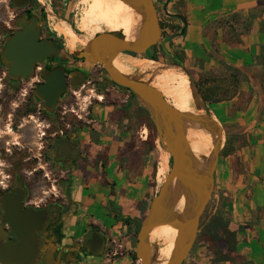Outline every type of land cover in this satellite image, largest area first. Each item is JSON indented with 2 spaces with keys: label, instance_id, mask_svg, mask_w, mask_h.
Listing matches in <instances>:
<instances>
[{
  "label": "crops",
  "instance_id": "obj_1",
  "mask_svg": "<svg viewBox=\"0 0 264 264\" xmlns=\"http://www.w3.org/2000/svg\"><path fill=\"white\" fill-rule=\"evenodd\" d=\"M181 2L184 11L175 14L183 15L188 21L183 36L187 66L234 90L232 95H222L218 102L207 104L224 128L225 143L227 136L230 137L235 149L219 161L215 180L229 219L243 229L239 232L234 260L213 263V255L206 247L197 245L185 264H264V0ZM138 106L141 107L130 101L127 116L120 115V108H103L105 114L116 112L114 124L96 128L97 145L93 147L99 155L104 148L108 150L107 176L113 183L111 199L117 213L131 219L136 217L137 205L148 190L152 161L147 137L140 135L144 124H139ZM96 109L100 111V107ZM157 152L159 159L158 147ZM97 174H102L99 165ZM157 184L159 188L158 180ZM94 185L96 201L90 208L82 206L80 213L84 216L91 210L105 219V213L110 211L100 208L105 203L104 192L99 181ZM75 188L79 191L77 199L85 198L82 181ZM113 215L107 219L111 226L109 237L112 241H120L121 237L124 245H131L135 224L128 230ZM87 264L99 262L92 256Z\"/></svg>",
  "mask_w": 264,
  "mask_h": 264
},
{
  "label": "water",
  "instance_id": "obj_2",
  "mask_svg": "<svg viewBox=\"0 0 264 264\" xmlns=\"http://www.w3.org/2000/svg\"><path fill=\"white\" fill-rule=\"evenodd\" d=\"M141 18L138 33L128 40L122 32H103L86 42L85 47L74 55L75 61H86L104 68L110 80L131 91L138 103L150 115L155 126L158 148L164 149L171 158V169L167 172L157 194L151 201L149 212L137 234L136 256L138 264H157L156 247L152 243V233L162 226L177 230L172 255L166 264H183L190 255L199 233L202 215L209 203L215 187V173L220 153L225 144V131L218 119L211 113L209 105L196 84V80L185 67L184 61L174 59L177 64L160 65L148 78L119 71L115 63L121 55L133 52L141 55L158 44L162 38L159 14L154 0H123ZM172 0H166L163 10L166 15L181 20L180 33L166 37L163 51L172 57L167 44L177 37H183L188 27L187 19L181 14H172L168 7ZM25 3L17 4L19 7ZM49 20L65 22L55 12L46 10ZM19 30L5 39L1 62L9 68L11 80L28 79L35 64H44L60 52L50 40L41 39L40 19L26 13L18 22ZM72 27L73 30L74 27ZM68 62V58H64ZM176 69L189 82L195 104V112L185 114L176 109L164 94L154 86L153 81L164 71ZM68 74L71 86L83 85L87 74L79 69L56 68L50 66L41 73V83L35 87V98L44 103L52 113L68 91ZM193 123L198 131L210 134L213 144L210 152L196 159L188 138L187 123ZM168 156V159H169ZM7 223L17 235L18 241L0 249V264H35L38 249L34 239L35 231L44 218L32 210L6 202ZM104 239L92 233L84 240V245L93 249L94 256L104 251Z\"/></svg>",
  "mask_w": 264,
  "mask_h": 264
},
{
  "label": "rangeland",
  "instance_id": "obj_3",
  "mask_svg": "<svg viewBox=\"0 0 264 264\" xmlns=\"http://www.w3.org/2000/svg\"><path fill=\"white\" fill-rule=\"evenodd\" d=\"M98 1L100 0H93L92 4L95 5ZM101 1L104 3L102 4L99 13L102 11L105 4V0ZM154 1L158 10L160 21L166 24L165 30H163L162 38L157 44L161 46L164 37L173 33V31L176 30V25L182 27L183 24L181 21L175 19V17L165 14L163 5L166 0ZM9 2L10 0H0V50H4L5 39L12 35L13 31L16 29V23L18 21V13L7 7ZM38 6L39 7L37 8L36 13L43 17L44 28L57 33V36L62 39L65 47L64 54L66 58H68L73 64L71 69L77 68L89 76L88 82L84 83L82 86L74 88L69 94L64 95L54 112L49 113L45 109L44 103L42 101H38L35 97L26 98L24 96L26 92L35 89V82L37 81V78L39 79V77L36 76V73H38L39 70L36 71L35 75L28 79H24V81L20 84H12L11 81H18H13L11 79V81H9L7 66L3 65L5 68L2 70V73H0V161L5 162L9 166L0 167V173L3 174L0 175V181L7 180L9 176H11L14 172H17L18 174L25 176L30 183L31 179L34 180L32 185L38 189L37 191H40L43 190L41 188H45V177L40 172V167L43 166V163H40L37 157H39V153L41 152V137L44 131H48L49 133L53 134L55 130L66 128L68 124L71 125L76 122L78 123V119L75 116V113L72 111H78L81 113L87 110L89 107H100L107 110H110L111 108H121V112H119L120 115L127 116L128 112H130V101L132 100L129 91L114 86V88L110 90L111 92H108V96H106L104 100H100L101 96L103 95L101 93H98L99 95H95L94 91L95 88H98L100 80L106 76V72L104 71L103 67L100 65L90 64L86 61H75L73 58L77 52L81 51L85 47L86 42H88L90 39L99 33L110 31L107 28H102L100 31L96 32L90 31L91 29L87 31L82 30L87 25L80 26V23L82 22V18L85 16L86 12L89 10L90 3L87 0H38ZM182 6L183 3L181 0L178 2L175 1L174 3L171 2L168 7V11L172 14H175L177 13L178 9H181ZM47 9L49 11L55 12L67 23L52 19L49 20L46 12ZM51 21H53L54 24L61 26L65 30V35L54 30L50 24ZM131 23L133 27V36L135 37V35L138 33L141 23L140 15L136 11L134 12V16L131 19ZM70 25H74L73 27H75L77 32L73 30ZM121 32L124 33V29L121 30ZM75 33L81 44L77 48L69 45ZM183 45V37H178L169 42L167 44V48L171 54H179L180 56H183L186 55ZM154 55H157L159 58L154 59ZM120 58H124L130 63L132 69L127 72L128 74L134 76L137 75L143 78H148V76H151L153 73H155L157 69H161V64H173L172 58L166 53L160 52L158 49H150L146 53L137 56L123 54L120 56ZM184 63L186 65L185 67L188 69V71H190L191 69L187 66L185 61ZM194 79L196 80V78ZM196 84L198 85L204 97L202 89L200 88L197 81ZM134 101L132 102L138 103L136 97ZM113 113L116 115V112ZM136 121L137 119H135L134 124L137 123ZM132 122L133 121H129V123ZM43 125H45V128H43ZM154 135L155 144L158 147L156 130H154ZM202 138L204 139V136ZM221 158L222 157L220 156L219 161ZM171 165L172 161L169 156L166 174L171 169ZM5 176L7 179H4ZM157 180L159 183L158 177ZM161 184L162 182L159 183V188ZM224 202V200H220V190L215 180L214 191L201 218L199 233L201 231L202 225L207 223L211 217L222 208ZM131 228L132 227L127 229L130 230ZM170 234L176 237L177 230L174 228ZM119 239L122 240L121 237ZM121 240L112 241L111 238L108 240L106 251H103L100 254L101 256L95 257L99 264L139 263V260L135 261L133 259V253L136 250L137 235L136 242H132V244L129 246L127 244L124 245ZM152 243L155 247H157L154 241Z\"/></svg>",
  "mask_w": 264,
  "mask_h": 264
},
{
  "label": "flooded vegetation",
  "instance_id": "obj_4",
  "mask_svg": "<svg viewBox=\"0 0 264 264\" xmlns=\"http://www.w3.org/2000/svg\"><path fill=\"white\" fill-rule=\"evenodd\" d=\"M21 3L25 4L19 7L17 4ZM7 7L18 13L16 29L12 34L19 30L18 22L26 13L37 15L40 19L41 39L52 41L60 50L57 56L49 59L46 63L34 65L30 77L39 70L36 73L39 79L37 78L35 86L41 83L40 75L47 66L52 69L59 67L71 69L73 64L70 61H63L66 56L61 38L49 36L43 26V17L36 13L39 7L38 0H10ZM2 53L3 49L0 50V73L5 68L1 62ZM171 55L173 63L177 64L174 59L180 58L173 54ZM7 72L9 81H11L8 67ZM88 79L89 76L87 75L85 83L89 81ZM23 81L24 79L21 78L18 82L11 81V83L20 84ZM67 82L69 88L66 94H69L74 89L71 86V76L69 74ZM113 86L114 83L106 73V76L100 80L98 88H95L94 93L95 95L101 93L104 97L101 96L100 100H104L108 96V92H111L110 90L115 87ZM24 96L26 98L35 97V89L26 92ZM96 108L89 107L81 113L72 111L75 113L78 123L68 124L66 128L55 130L53 134L48 131L42 133V148L37 159L40 163H43V166L40 167V172L45 177L44 184L46 189L41 188L43 190L37 191L38 189L32 185L34 180L31 179L30 183L25 176L17 172H14L7 180L0 183V249L9 244L14 245L18 241L17 235L6 222L8 215L5 207L6 202H8L9 204H19L23 210H32L44 218L39 225V229L35 231L34 236L38 249L35 264H87V261L94 254L93 249L84 245V240L92 233L100 234L103 237V249L104 252L106 251L108 240H110L109 228H111L107 223V219L113 214L115 218L117 216L126 217L117 213L114 202L111 199L113 196L111 190L113 183L109 182L107 176L106 159L108 150L104 148L100 155L93 150V147L97 145L95 140L97 137L96 128L114 124L112 121L114 113L111 111L105 114V109L102 108L101 110L100 108L99 111ZM119 111L121 112V110ZM143 127H146L149 131L147 135L148 141L151 130L146 124ZM43 128H45V125H43ZM98 165L100 173H102L101 176L97 174ZM78 181H82L81 190L83 197H85L80 201L77 199V192L79 191L75 188ZM98 181L103 189V200L105 201L104 205H100V208L110 211L105 213V219L91 212V210H88L84 216L80 213L82 206L90 208L91 203L96 201L94 182L96 184ZM117 220L125 225L121 219L117 218ZM125 226L130 228L128 225Z\"/></svg>",
  "mask_w": 264,
  "mask_h": 264
},
{
  "label": "bare ground",
  "instance_id": "obj_5",
  "mask_svg": "<svg viewBox=\"0 0 264 264\" xmlns=\"http://www.w3.org/2000/svg\"><path fill=\"white\" fill-rule=\"evenodd\" d=\"M87 1L90 3L89 10L86 12L80 23V26L87 25L82 29L86 31L91 29L90 31L96 32L100 31L102 28H107L110 31L119 32L125 28L133 11V8L124 3L123 0H105L104 7L99 13L104 2L100 0L94 5L92 4L93 0ZM50 24L54 30L65 35V30L61 26L54 24L53 21H51ZM69 45L74 48L81 45L76 33ZM115 66L123 73H127L132 69L130 63L124 58H119L115 63ZM153 84L164 94L170 104L176 109L179 110L180 108L179 111L185 114L195 112V104L189 82L186 77L178 72V70L172 68L164 71L161 76L153 81ZM187 126L188 138L190 140L192 151L196 159L202 163L203 161L200 157L206 156L210 151L213 137L210 134L198 131L193 123L188 122ZM203 136L204 139L202 138ZM159 152L157 177L159 178V183H163L167 171L169 155L162 148H160ZM173 229L174 228L166 225L155 229L152 233V240L157 246L155 249L157 264H166L172 255L176 239L175 236L170 234Z\"/></svg>",
  "mask_w": 264,
  "mask_h": 264
},
{
  "label": "trees",
  "instance_id": "obj_6",
  "mask_svg": "<svg viewBox=\"0 0 264 264\" xmlns=\"http://www.w3.org/2000/svg\"><path fill=\"white\" fill-rule=\"evenodd\" d=\"M180 0H176L178 2ZM184 10V4L181 7V9L177 10V13H182ZM135 10L132 11L131 17L124 28L123 35L128 39L132 40L134 38L133 31H132V23L131 19L134 16ZM172 19V18H171ZM176 19V18H175ZM178 20V19H177ZM160 21V19H159ZM74 26V25H73ZM161 31L163 34V30H165L166 24L160 21ZM75 29V27H74ZM173 33H177L182 29L181 26L176 25ZM76 31V29H75ZM46 32L49 36H57V33L46 29ZM77 32V31H76ZM121 32V31H119ZM171 33V34H173ZM170 34V35H171ZM169 35H166L167 37ZM62 40V39H61ZM151 49H158L160 52L164 53L163 49L159 45H154ZM127 54L137 56V54L133 52H128ZM174 56H177L184 60L187 64V57L186 55L180 56L179 54H175ZM154 59H158L159 57L157 55H154ZM189 73L196 78L197 83L199 84L200 88L202 89V92L204 94L205 100L208 104L218 102L220 98H222V95H232L234 90L230 88L228 85L225 84H219L217 80L213 81L209 78H205L202 74H199L196 71L190 70ZM212 82H211V81ZM115 87H118L120 89H125L129 91L126 88L120 87L117 84H114ZM131 94V100H135V95L129 91ZM131 101V102H132ZM135 102V101H134ZM133 103V102H132ZM139 110V124H146L148 128L151 130V134L149 136V140L147 141V147L148 151L152 154V161L149 165V173H148V179L146 187L148 190H145L144 193V199L141 203L137 205V214L134 219L131 218H121L117 216L118 219H121L125 225L132 226V224H135V228H133L134 232V243L136 242V235L139 232V229L141 227V224L146 217V215L149 212V205L151 203V200L153 196H155L156 191L158 189L157 184V170H158V152L157 147L155 144V135H154V124L151 120V117L149 113L142 107L138 106ZM234 148L232 146V142L230 137L227 136V140L225 143L224 148L221 151L220 156L221 157H227L231 155L234 152ZM243 229L240 226L235 225L228 217L227 213L224 210V203L221 209L211 217V219L202 225L201 231L197 237L195 246H205L207 251L210 252L213 255V263H217L224 260H234L233 254L238 249L239 245V232H241ZM192 249V250H193ZM133 259L135 261H138V258L136 256V253H133ZM185 264V262L183 263Z\"/></svg>",
  "mask_w": 264,
  "mask_h": 264
},
{
  "label": "built area",
  "instance_id": "obj_7",
  "mask_svg": "<svg viewBox=\"0 0 264 264\" xmlns=\"http://www.w3.org/2000/svg\"><path fill=\"white\" fill-rule=\"evenodd\" d=\"M140 135H141L142 137H147V135H148V129H147L146 127H142V128L140 129Z\"/></svg>",
  "mask_w": 264,
  "mask_h": 264
},
{
  "label": "clouds",
  "instance_id": "obj_8",
  "mask_svg": "<svg viewBox=\"0 0 264 264\" xmlns=\"http://www.w3.org/2000/svg\"><path fill=\"white\" fill-rule=\"evenodd\" d=\"M9 165H7L5 162L0 161V167H7ZM0 175H3L2 173H0ZM4 179H7V177L5 176ZM0 183H2V181H0Z\"/></svg>",
  "mask_w": 264,
  "mask_h": 264
}]
</instances>
